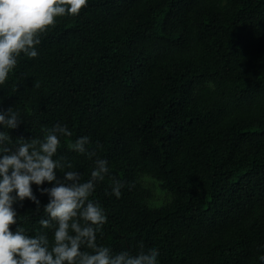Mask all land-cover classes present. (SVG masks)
I'll list each match as a JSON object with an SVG mask.
<instances>
[{
  "label": "trees",
  "instance_id": "trees-1",
  "mask_svg": "<svg viewBox=\"0 0 264 264\" xmlns=\"http://www.w3.org/2000/svg\"><path fill=\"white\" fill-rule=\"evenodd\" d=\"M37 50L0 84V108L25 123L13 138L66 124L57 156L82 179L108 160L92 197L107 214L98 243L154 245L158 264H260L264 0H88ZM82 135L95 157L70 148ZM34 207L18 208L33 232Z\"/></svg>",
  "mask_w": 264,
  "mask_h": 264
},
{
  "label": "clouds",
  "instance_id": "clouds-1",
  "mask_svg": "<svg viewBox=\"0 0 264 264\" xmlns=\"http://www.w3.org/2000/svg\"><path fill=\"white\" fill-rule=\"evenodd\" d=\"M88 0H0V84L15 69L18 57L38 56L41 34L56 18L78 15ZM25 124L13 106L0 108V264H158L154 245L113 251L98 243L107 214L93 197L97 183L109 174L107 159L95 157L82 135L70 148L93 159L89 178L82 179L70 161L57 156L61 137L72 132L56 123L42 138L16 137L10 130ZM46 197L42 202L34 192ZM123 184L112 181L111 194L119 199ZM27 200L40 218L39 227L24 226L18 208ZM49 232L51 235H49ZM264 264V254L258 255Z\"/></svg>",
  "mask_w": 264,
  "mask_h": 264
},
{
  "label": "rangeland",
  "instance_id": "rangeland-1",
  "mask_svg": "<svg viewBox=\"0 0 264 264\" xmlns=\"http://www.w3.org/2000/svg\"><path fill=\"white\" fill-rule=\"evenodd\" d=\"M163 199L159 196L156 200H154L155 204H160L162 203Z\"/></svg>",
  "mask_w": 264,
  "mask_h": 264
}]
</instances>
